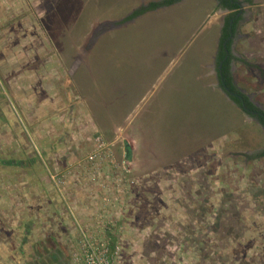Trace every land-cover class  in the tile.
<instances>
[{"label":"rangeland","instance_id":"obj_1","mask_svg":"<svg viewBox=\"0 0 264 264\" xmlns=\"http://www.w3.org/2000/svg\"><path fill=\"white\" fill-rule=\"evenodd\" d=\"M150 1L0 0V264H82L78 225L113 264H264V128L216 75L228 12L126 18ZM239 1L231 72L264 109V0ZM96 134L116 166L85 162Z\"/></svg>","mask_w":264,"mask_h":264},{"label":"trees","instance_id":"obj_2","mask_svg":"<svg viewBox=\"0 0 264 264\" xmlns=\"http://www.w3.org/2000/svg\"><path fill=\"white\" fill-rule=\"evenodd\" d=\"M181 1H183V0H153V1L148 2L145 5H140L139 7L134 9L126 18L132 19V18H135L139 15L144 14L145 12H148L151 10H156V9L163 8V7H168V6H171L173 4L179 3ZM216 1H217V4H216L217 7H221L223 9H227L229 11L224 17V22H223V26L221 27V30H220L218 47H217V51H216V72L218 74V79L220 82L222 81L223 84L232 93L236 94V95H230V98H231V100H233L238 105V107L241 108V103L243 102L247 108L256 112V114L252 115V116L264 128V110L256 107L249 100L248 96H246L244 93L240 92L238 90V88H236V86L233 82V75L230 71V62L234 58L230 52V46L232 43V38H229L226 42V49L228 50V55L225 59H223L224 55H225L223 42L225 41V39L230 34L229 27H231V32L233 34L236 30L237 23L241 18V14H238V11L240 10L241 4L238 0H216ZM231 20H232V22L230 24ZM220 61H222L221 74H219V71L217 69V65ZM220 84H222V83H220ZM222 88H223V85H222ZM127 154L129 155V152H127ZM245 156L247 158H249L250 160L262 158V157H264V148L259 149L257 151H254L253 153H250V154H245ZM3 161H5V160H3ZM6 163H13V161L11 159L10 160L8 159L6 161ZM109 238H110V240H112V243H114V238L111 237L110 235H109ZM48 242H49V244H48ZM43 243H47L48 245H50L51 239H47V240L45 239V241ZM50 246H48V248ZM50 248H49V250H50ZM47 250L48 249H46V251ZM36 251L38 253V257H36L37 259L35 261H31V263H29V261H28L27 264H51V262H54L56 264H60L58 262L59 261V258L57 255L58 251H52V252L48 251V253L46 254L47 258H43V259H41L42 255L39 253L40 251H39L38 247H37ZM39 256H40V258H39Z\"/></svg>","mask_w":264,"mask_h":264},{"label":"built area","instance_id":"obj_3","mask_svg":"<svg viewBox=\"0 0 264 264\" xmlns=\"http://www.w3.org/2000/svg\"><path fill=\"white\" fill-rule=\"evenodd\" d=\"M85 162L87 164L94 163L96 168L102 163L116 166L109 142L100 134L93 137V149L86 155ZM122 163H125V159L122 160ZM78 229L81 245L78 252L74 254L75 261L82 264H113L119 247L115 244L112 246V240L109 237L106 239L89 237L83 227L78 225Z\"/></svg>","mask_w":264,"mask_h":264},{"label":"water","instance_id":"obj_4","mask_svg":"<svg viewBox=\"0 0 264 264\" xmlns=\"http://www.w3.org/2000/svg\"><path fill=\"white\" fill-rule=\"evenodd\" d=\"M241 11H242V10L240 9V10H239V13H240ZM133 19H134V18H132L131 20H133ZM231 22H232V20L230 21V24H231ZM119 25H121V24H119ZM119 25H117V26H119ZM112 27H116V25L111 24V23H108V22H106V23L100 25L99 29H98V30L96 31V33H95L94 38L98 37L99 35H101L102 32H105V31L111 29ZM229 31H230V34H231V27H229ZM226 42H227V40H225V41L223 42L224 52H225V55H224V58H223V59H225V58L227 57V55H228V50L226 49ZM221 64H222V61H220V62L218 63V65H217V69H218V71H219V74H221ZM223 89H224V91H225L227 94H229V95H234V93H232V92H231L226 86H224V85H223ZM229 95H228V96H229ZM241 109H242L243 111H245L246 113H248V114H251V115H255V114H256L255 111L250 110L249 108H247L246 105H245L243 102L241 103Z\"/></svg>","mask_w":264,"mask_h":264},{"label":"flooded vegetation","instance_id":"obj_5","mask_svg":"<svg viewBox=\"0 0 264 264\" xmlns=\"http://www.w3.org/2000/svg\"><path fill=\"white\" fill-rule=\"evenodd\" d=\"M239 1V0H238ZM240 2V1H239ZM241 4V3H240ZM221 10H223V11H226V12H229L227 9H223V8H221V7H219ZM240 9H241V7H240ZM238 14H241V12L239 13V11H238ZM225 17V16H224ZM241 19V18H240ZM240 21V20H239ZM238 21V22H239ZM223 22H224V18H223V21H222V24H221V27L223 26ZM237 25H238V23H237ZM221 27H220V30H221ZM236 30H237V26H236ZM236 30H235V32H236ZM230 32V31H229ZM234 32V33H235ZM233 36H234V34L231 32V34H229V36L225 39V40H228L229 38H233ZM231 47L232 46H230V52H231V54H232V51H231ZM233 56V55H232ZM234 57V56H233ZM231 63L232 62H230V71H232V67H231ZM232 73V72H231ZM216 75H217V80H218V84H219V86L221 87V89H223L222 88V85H224L223 84V82L221 81H219V79H218V74H217V72H216ZM233 82H234V79H233ZM220 83H222V84H220ZM234 84H235V82H234ZM225 86V85H224ZM236 86V85H235ZM236 88H238L237 86H236ZM239 91H240V89H238ZM223 91H224V89H223ZM225 92V91H224ZM240 92H242V91H240ZM226 93V92H225ZM243 93V92H242ZM227 94V93H226ZM229 94H227V96H228ZM234 95H236V94H234ZM247 96V95H246ZM228 98H230V95L228 96ZM249 98V97H248ZM231 99V98H230ZM241 99V98H240ZM249 100H250V98H249ZM233 103H235L233 100H231ZM251 101V100H250ZM252 102V101H251ZM253 103V102H252ZM236 104V103H235ZM254 104V103H253ZM237 105V104H236ZM256 107H258L256 104H254ZM259 108V107H258ZM241 109V108H240ZM262 110H264V109H262ZM245 112V111H244ZM246 113V112H245ZM248 114V113H247ZM248 115H250L251 117H253L251 114H248ZM254 118V117H253Z\"/></svg>","mask_w":264,"mask_h":264},{"label":"crops","instance_id":"obj_6","mask_svg":"<svg viewBox=\"0 0 264 264\" xmlns=\"http://www.w3.org/2000/svg\"><path fill=\"white\" fill-rule=\"evenodd\" d=\"M107 224V226L106 227H104L105 229H110V224H108V222L106 223ZM108 237V236H107ZM112 237V236H111Z\"/></svg>","mask_w":264,"mask_h":264}]
</instances>
